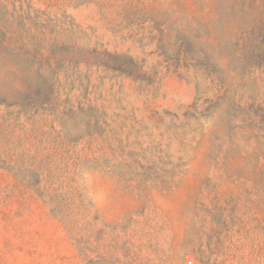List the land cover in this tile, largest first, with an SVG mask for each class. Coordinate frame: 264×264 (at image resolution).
<instances>
[{
    "label": "rangeland",
    "instance_id": "rangeland-1",
    "mask_svg": "<svg viewBox=\"0 0 264 264\" xmlns=\"http://www.w3.org/2000/svg\"><path fill=\"white\" fill-rule=\"evenodd\" d=\"M0 264H264V0H0Z\"/></svg>",
    "mask_w": 264,
    "mask_h": 264
},
{
    "label": "trees",
    "instance_id": "trees-1",
    "mask_svg": "<svg viewBox=\"0 0 264 264\" xmlns=\"http://www.w3.org/2000/svg\"><path fill=\"white\" fill-rule=\"evenodd\" d=\"M257 0H249L250 3L256 2Z\"/></svg>",
    "mask_w": 264,
    "mask_h": 264
}]
</instances>
